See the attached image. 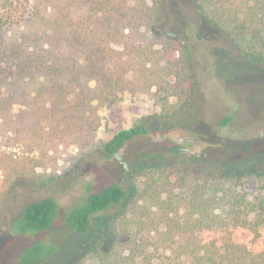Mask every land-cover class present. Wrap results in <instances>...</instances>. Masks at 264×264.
Here are the masks:
<instances>
[{"label":"trees","instance_id":"obj_1","mask_svg":"<svg viewBox=\"0 0 264 264\" xmlns=\"http://www.w3.org/2000/svg\"><path fill=\"white\" fill-rule=\"evenodd\" d=\"M171 1L0 0V134H13L28 150L8 156L9 185L25 178L39 188L53 182L43 162L50 152L73 148L85 159L119 161L120 151L149 136L152 125L186 126L187 116L178 114L193 95L191 53L164 31L178 13ZM189 1L246 60L264 64V0ZM154 87L163 93L161 114L140 118L108 141L98 138L101 107L125 91ZM175 97L180 101L173 104ZM231 121L229 115L219 125ZM256 142L244 143L236 157L249 158ZM155 148L157 158L152 142L138 158L142 189L113 225L92 229L97 216L128 199L117 183L89 190L65 213V225L85 237V251L72 264H264V155L252 172L258 192L250 198L244 175L211 160L207 152L216 149L196 152L178 140ZM57 208L50 197L29 203L19 232L49 231ZM45 253L36 241L21 262L35 264Z\"/></svg>","mask_w":264,"mask_h":264},{"label":"rangeland","instance_id":"obj_2","mask_svg":"<svg viewBox=\"0 0 264 264\" xmlns=\"http://www.w3.org/2000/svg\"><path fill=\"white\" fill-rule=\"evenodd\" d=\"M173 6L178 7V13L169 26L165 28L164 25V31L180 39L191 53L193 95L178 114L179 117L187 116L186 126L164 130L154 129L152 125L149 136L134 140L120 151L119 161L85 159L82 152L73 148L50 152L52 158L43 156V162L49 167L54 181L43 188L36 187L26 178L14 187L9 185L5 170L8 156H27L28 150L25 145L12 140L13 134H0V264H23V250L39 240L45 245L46 253L35 264H72L76 261L85 251L80 245L85 237L65 225V213L89 190L117 183L127 191L128 199L97 216L92 229L95 232L101 225H113L117 215L137 199L142 189L143 181L136 176L137 161L150 142L153 159L158 157L155 147L164 140L188 143L196 152L216 149L207 152L213 157L211 160L222 163L226 172L244 175V189L250 198L258 192L252 172L264 155V64L246 60L228 37L198 16L189 0H172L170 8ZM161 95L158 87H154L152 93L125 91L117 103L101 107L98 138L108 141L140 118L161 114ZM179 101L177 97L170 99L173 104ZM229 115L232 116L230 124L220 126L219 123ZM258 140L252 149L255 153H250L249 158L236 157L241 156L239 151L244 143L252 144ZM39 153L37 150L36 155ZM120 164L124 170L120 169ZM49 197L58 205L52 228L36 235L21 234L18 225L27 205Z\"/></svg>","mask_w":264,"mask_h":264}]
</instances>
